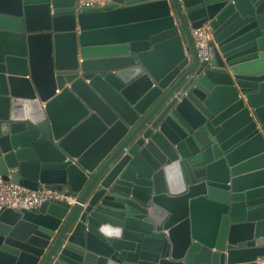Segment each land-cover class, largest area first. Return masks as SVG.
<instances>
[{
	"label": "water",
	"instance_id": "95a60500",
	"mask_svg": "<svg viewBox=\"0 0 264 264\" xmlns=\"http://www.w3.org/2000/svg\"><path fill=\"white\" fill-rule=\"evenodd\" d=\"M0 174V264L264 260V0H0Z\"/></svg>",
	"mask_w": 264,
	"mask_h": 264
},
{
	"label": "built area",
	"instance_id": "2783aa9c",
	"mask_svg": "<svg viewBox=\"0 0 264 264\" xmlns=\"http://www.w3.org/2000/svg\"><path fill=\"white\" fill-rule=\"evenodd\" d=\"M85 7H101L109 0H78ZM194 47L200 60H207L210 49L212 31L210 27L203 25L191 29ZM45 201H61L71 203L74 196L65 190H56L45 185L37 189H30L10 181L2 179L0 174V211L4 208L34 209ZM255 264H264V260L257 259Z\"/></svg>",
	"mask_w": 264,
	"mask_h": 264
}]
</instances>
